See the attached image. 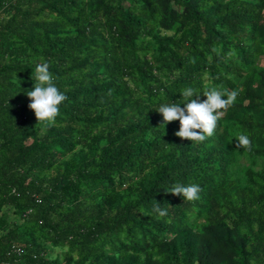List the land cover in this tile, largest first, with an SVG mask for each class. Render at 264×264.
<instances>
[{
  "label": "trees",
  "instance_id": "trees-1",
  "mask_svg": "<svg viewBox=\"0 0 264 264\" xmlns=\"http://www.w3.org/2000/svg\"><path fill=\"white\" fill-rule=\"evenodd\" d=\"M125 2L0 0V264H264V0ZM186 87L238 92L203 142L156 111Z\"/></svg>",
  "mask_w": 264,
  "mask_h": 264
},
{
  "label": "clouds",
  "instance_id": "clouds-1",
  "mask_svg": "<svg viewBox=\"0 0 264 264\" xmlns=\"http://www.w3.org/2000/svg\"><path fill=\"white\" fill-rule=\"evenodd\" d=\"M32 79L34 80L33 88L26 92L30 98L28 108L33 110L37 123L43 124L46 129L55 125L56 117L59 115L58 106L68 97L54 83V76L49 71L47 62L36 64ZM199 92L192 87H186L180 91L181 101L162 103L156 108V111L162 114L164 123L179 121V130L174 135L195 142H203L214 134L222 114L220 110L233 105L238 96L236 90L205 89L202 93L206 99L201 101ZM194 95L195 99H193ZM235 143L236 148H251V140L245 134L235 136ZM201 190L197 184L177 183L165 191L192 202L199 199ZM153 211L157 214V219L167 215V210L160 208L158 203L153 206Z\"/></svg>",
  "mask_w": 264,
  "mask_h": 264
},
{
  "label": "rangeland",
  "instance_id": "rangeland-1",
  "mask_svg": "<svg viewBox=\"0 0 264 264\" xmlns=\"http://www.w3.org/2000/svg\"><path fill=\"white\" fill-rule=\"evenodd\" d=\"M126 4L128 3L127 2V0H126V2H125ZM256 63H258V64H262V65H264V54L263 55H258V57L256 58ZM58 252H57V250H55V251H52L51 252V255L52 256H54L55 254H57Z\"/></svg>",
  "mask_w": 264,
  "mask_h": 264
}]
</instances>
